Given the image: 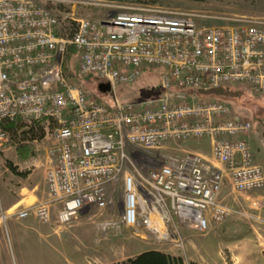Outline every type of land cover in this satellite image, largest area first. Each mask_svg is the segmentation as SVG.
Here are the masks:
<instances>
[{"label": "built area", "instance_id": "2783aa9c", "mask_svg": "<svg viewBox=\"0 0 264 264\" xmlns=\"http://www.w3.org/2000/svg\"><path fill=\"white\" fill-rule=\"evenodd\" d=\"M94 1L0 0V152L12 123H39L52 139L47 195L4 208L0 194V220L64 226L83 210L114 207L115 218L97 223L104 236L129 228L184 249L183 227L204 234L237 212L223 197L226 185L240 193L264 187L248 140L253 122L226 101L199 97L229 84L264 94V25H217L196 10L154 2L120 6L100 20L78 15L76 6ZM62 12L74 24L69 32L59 28ZM72 49L80 74L110 85L111 103H89L69 78ZM148 67L163 69L160 93L121 100L118 86ZM191 138H208L209 156L184 151L148 168L129 166L133 151Z\"/></svg>", "mask_w": 264, "mask_h": 264}, {"label": "rangeland", "instance_id": "374dc122", "mask_svg": "<svg viewBox=\"0 0 264 264\" xmlns=\"http://www.w3.org/2000/svg\"><path fill=\"white\" fill-rule=\"evenodd\" d=\"M135 2H154L196 10L208 15L209 21L217 25L241 24V19H255L264 25V0H96L78 5L75 9L80 16L100 20L114 9ZM65 15L62 12L59 17L62 32H67V27L71 25L74 28ZM75 55L73 53L68 58L69 78L83 87L89 103H111V91H103L100 87L101 83L107 82L97 73L80 74ZM162 71L161 67L144 68L138 80L118 86V97L125 101L156 97L160 93ZM227 92L203 99L226 101L238 118H248L253 122L248 140L255 150L258 149L257 158L261 162L256 159V155L255 161L264 165V94L255 93L247 84H229ZM15 127L9 130V140L0 152V194L4 208L14 204L31 205L44 198L48 192L45 179L48 166L43 148L49 136L45 135L39 123L30 127L19 123ZM190 141L195 150L204 154L198 153L209 156V140L191 138L189 141L168 144L166 148L153 152L133 151L129 166L132 168L134 164L148 168L161 164L166 154L176 156L184 151H192L188 143ZM26 142L34 145L36 154L21 159L16 148ZM223 197L237 208V212L223 223L212 224L204 234L184 227L181 230L185 240L184 249L160 244L155 236L142 239L129 228L104 236L97 223L115 218L117 210L114 207L83 210L70 224L64 226H59L55 220L46 223L34 217L12 218L6 223L0 220V264H111L154 248L182 256L186 264L194 261L197 251L207 249L211 264H264V187L240 193L226 185ZM13 223L19 227L24 223L32 224L29 242L25 247L19 243Z\"/></svg>", "mask_w": 264, "mask_h": 264}, {"label": "trees", "instance_id": "16d2710c", "mask_svg": "<svg viewBox=\"0 0 264 264\" xmlns=\"http://www.w3.org/2000/svg\"><path fill=\"white\" fill-rule=\"evenodd\" d=\"M72 52L76 53L74 49H72ZM227 90H228V85H222L213 88L207 92L200 91L199 97L203 99V97L205 96L208 97V96L224 95L225 93H228ZM15 125L16 124L13 123L9 124L8 125L9 130L16 129ZM16 150H17V155L21 159H28L32 155L36 154L34 145L31 142H26L18 145ZM111 264H186V262L182 256L174 255L160 249H147L121 262H113ZM190 264H200V263L193 261Z\"/></svg>", "mask_w": 264, "mask_h": 264}, {"label": "crops", "instance_id": "0c3cea01", "mask_svg": "<svg viewBox=\"0 0 264 264\" xmlns=\"http://www.w3.org/2000/svg\"><path fill=\"white\" fill-rule=\"evenodd\" d=\"M46 139H47V144H46V146L43 148L44 149V157H45V160H46V165L47 166H49L50 165V163H51V157H50V155H49V153H48V148H49V146H50V144H51V142H52V139L50 138V137H46ZM208 139V138H207ZM209 140V139H208ZM189 141V140H188ZM200 143L199 141H196L195 143ZM209 142H210V140H209ZM188 143H190V146L192 147V151H194V152H201V151H197V150H195L194 148H193V143L190 141V142H188ZM251 144V143H250ZM253 146V145H252ZM251 146V147H252ZM252 149L254 150V161H255V155H256V159L259 161V162H261L260 161V159H258L257 158V154L259 153L258 152V149L257 150H255L253 147H252ZM210 152H211V146H210ZM256 152V153H255ZM201 153H203V152H201ZM204 154V153H203ZM210 154V153H209ZM256 163H258L257 161H255ZM259 164V163H258ZM261 165V164H260ZM263 168H264V165H261ZM32 224L31 223H24V224H21L20 225V227L19 226H17L16 224H14L13 223V226L12 227H14L15 228V233H16V235L18 236V240H19V243L23 246V247H25V245H27L28 244V242H29V235L31 234V231H30V226H31ZM186 228H188V227H186ZM182 229H184V227L182 228ZM190 229V228H189ZM14 233V234H15ZM22 237V238H21ZM154 249H158V248H154ZM219 254V253H218ZM209 258H210V254H209V250L207 249V250H200V251H197L196 253H195V258H194V261H197L198 263H200V264H211V262H210V260H209Z\"/></svg>", "mask_w": 264, "mask_h": 264}, {"label": "water", "instance_id": "95a60500", "mask_svg": "<svg viewBox=\"0 0 264 264\" xmlns=\"http://www.w3.org/2000/svg\"><path fill=\"white\" fill-rule=\"evenodd\" d=\"M100 87L103 91H109L110 90V85L108 83H101Z\"/></svg>", "mask_w": 264, "mask_h": 264}]
</instances>
